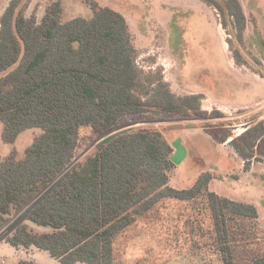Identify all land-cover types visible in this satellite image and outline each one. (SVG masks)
Returning a JSON list of instances; mask_svg holds the SVG:
<instances>
[{"label": "trees", "instance_id": "1", "mask_svg": "<svg viewBox=\"0 0 264 264\" xmlns=\"http://www.w3.org/2000/svg\"><path fill=\"white\" fill-rule=\"evenodd\" d=\"M30 1L11 0L0 19V123L9 145L27 129L42 133L22 158L14 148L0 162V231L26 212L29 222L50 232L22 223L7 243L36 248L61 264H116L117 240L143 218L162 220L172 204L178 256L264 264L257 205L211 191V172L190 188L172 187L175 150L157 128L117 133L51 188L78 159L83 130L102 139L147 123L201 120L210 131L227 124L211 123L225 115L203 109L204 94L178 95L159 75L144 74L136 37L119 11L88 0L92 17L64 22L58 0L39 20L35 11L29 14ZM199 1L217 12L228 45L241 48L248 29L242 2ZM233 58L246 64L239 50ZM262 116L251 113L243 133L219 141H229L245 171L264 163ZM38 197L40 204L28 209Z\"/></svg>", "mask_w": 264, "mask_h": 264}, {"label": "rangeland", "instance_id": "2", "mask_svg": "<svg viewBox=\"0 0 264 264\" xmlns=\"http://www.w3.org/2000/svg\"><path fill=\"white\" fill-rule=\"evenodd\" d=\"M10 1L0 0V19ZM54 1L58 0H31L29 14L35 11L41 20L46 7ZM60 1L65 9L64 22L93 16L88 0ZM94 1L119 11L128 19L141 52L137 65L144 74L159 75L178 95L204 94L203 109L210 112L219 110L225 115V118L211 123H225L227 127L211 130L216 134V140L211 131L204 128L208 121L201 120L139 124L102 139H97L90 129L83 130L78 159L51 188L69 171L79 168L100 144L117 133L154 127L162 131L171 144L181 139L187 151L184 161L171 171L172 187L190 188L202 173H213L211 191L257 205L264 235V163H254L249 171H245L229 141L219 142L227 133L241 134L249 112L263 111L264 115V103L247 108L220 105L251 102L264 97V0H240L248 16L247 35L241 48L235 41L231 47L228 45L230 36L219 24L217 12L199 0ZM236 50L242 54L244 66L236 64L233 58ZM2 130L0 123V162L14 148L22 158L34 138L42 133L39 128L27 129L14 144L9 145L2 141ZM40 202L41 197H38L28 209ZM169 208L164 210L162 220L143 218L117 240L116 264H209L201 257L178 256L181 248L173 236L172 204ZM25 214L12 217L7 227L0 231V264L27 258L26 254H19L7 243V238L20 224H29L40 233L50 232L49 228L29 222ZM180 240L185 242L183 238ZM35 251V257L41 264H61L48 253Z\"/></svg>", "mask_w": 264, "mask_h": 264}, {"label": "crops", "instance_id": "3", "mask_svg": "<svg viewBox=\"0 0 264 264\" xmlns=\"http://www.w3.org/2000/svg\"><path fill=\"white\" fill-rule=\"evenodd\" d=\"M259 101V102H258ZM259 103H264V97L262 96V97H259L258 99H256V100H254V101H251V102H244V103H238V104H233V105H229V104H225V103H220V105L221 106H227V107H241V108H247L248 106H250V105H258ZM248 114H251L250 112L248 113ZM262 119H264V115L262 116ZM246 130V128H243L242 130H241V133H243L244 131ZM14 248V247H13ZM15 249H17V248H15ZM35 250H38V249H34V248H31V249H29V250H26V249H24V248H19V249H17V252L19 253V254H26L27 255V258H22V259H20L18 262H13V261H11L9 258H7V259H9L12 263L11 264H17V263H19L20 261H22V260H25V261H34V262H36L37 264H41V262L35 257ZM39 252H40V250H38ZM41 252H43V251H41ZM17 255V254H16ZM50 256V255H49ZM2 259V258H1ZM3 259H5V258H3ZM53 259V258H52ZM55 260V259H54ZM58 261V260H57Z\"/></svg>", "mask_w": 264, "mask_h": 264}, {"label": "water", "instance_id": "4", "mask_svg": "<svg viewBox=\"0 0 264 264\" xmlns=\"http://www.w3.org/2000/svg\"><path fill=\"white\" fill-rule=\"evenodd\" d=\"M172 147L174 148L175 152L171 157V161L175 166H179L187 157V151L182 145L181 139H177L175 143L172 144Z\"/></svg>", "mask_w": 264, "mask_h": 264}]
</instances>
